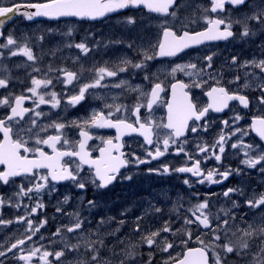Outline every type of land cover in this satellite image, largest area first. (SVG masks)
I'll use <instances>...</instances> for the list:
<instances>
[{
	"label": "snow or ice",
	"instance_id": "snow-or-ice-1",
	"mask_svg": "<svg viewBox=\"0 0 264 264\" xmlns=\"http://www.w3.org/2000/svg\"><path fill=\"white\" fill-rule=\"evenodd\" d=\"M209 5L201 8L205 24L202 30L189 31L187 25L183 23L179 29L174 30L173 27L168 26L166 20L157 43L150 44L147 48L134 45L132 42L126 43V47L132 49L139 56L136 62L124 58L112 69L99 67L95 70L91 81L81 83L80 75L76 71L62 67L53 68L48 65L42 78L29 74L30 86L22 90L20 94H15L9 90V78H0V89L5 90L4 93H0V109L6 110L0 114V166H3L0 169V184L4 186L15 184V190L11 194L7 196L0 194V210L4 207L19 209L21 206L27 209L25 214L18 216L15 220L3 219L2 211H0V225L8 226L13 223L25 225L18 238L9 237L0 242V264H113L111 259H105L101 255V250L107 247L104 237L114 236L119 230L117 228L112 231H101L106 224L111 223L113 218L101 217L97 221L95 232L85 229V223H90V221L81 215L80 209L69 212L60 206V204L68 203L70 197L67 195L62 202H58L56 212L67 216L69 223L62 224L49 238H45L40 233V229L45 227L49 218L44 216L42 219L34 221L32 217H39L43 214L46 207L43 196L51 195L56 191V184L60 182L70 181L82 191L87 190L88 184H92L96 188H106L117 179L121 168L127 167L129 164L135 166L150 164L153 160L164 157L170 149L173 150L172 154L174 155L183 154L189 163L178 167L165 163L158 168H149V173L190 174L191 177L196 178L195 182L201 185L205 182L209 185L222 184L230 176L241 174L240 169L230 167L224 168L223 171L220 170L227 140L237 133L241 136L247 135L244 129L229 125L228 120L222 122L224 126L232 128L227 137L222 131L218 140L212 145L196 142L192 152L186 148L189 132L197 134L201 131H208L210 121L206 118L210 110L221 113L229 108L230 101H238L244 108L249 107V99L246 95L230 93L223 86H213L206 92L210 103L205 107L198 108L191 99L190 92L186 89L203 87L207 81L201 76L202 73L210 79H215L207 71V69H212L214 53L203 57L205 64L199 68L196 63L176 64L171 68L173 77L176 73H183L188 77H198L199 80L193 79L189 83L177 80L171 84L174 103L168 105L166 123L156 124L152 119H143L140 116L142 107L151 113L153 105L159 99V93L164 91L162 83L154 82L150 92L144 93L147 102L134 105L132 108L136 117L134 123L122 118V115L129 111L127 106L106 103L104 107L108 110L107 113L104 110L94 111L83 121L58 122L53 120L46 125L38 124L39 118L45 114L37 109L45 104H50L53 109L60 108L61 98L66 100L67 106L76 107L85 101L87 95L95 94L90 90L109 87L122 88L127 85L128 91L139 92L140 89L128 85L124 79L118 82L110 80L104 82L106 78H115L121 73L127 72L129 66L142 72L144 79L149 80L147 70L150 61L157 57H175L186 49L206 42L228 40L235 35L232 30L234 25L240 27L241 39L264 35V0H209ZM245 5L251 9L250 12L241 13L236 18L228 15L226 6L239 8ZM141 7L166 18L169 16L176 18L178 5L176 0H45L43 3L24 4L13 0L8 5H0V38L4 40V43L0 44V59L5 57L6 50L9 57L22 54L27 58V61L34 62L36 60L32 49L27 44L18 43L11 33L7 36L4 35V24L16 15H24L28 20L35 17H48L57 20L76 17L95 20L120 9ZM21 9H32L33 11L27 12L21 11ZM212 14H216L214 18ZM127 23L134 24V18L129 17ZM25 39L27 38L25 37ZM38 39L43 40V37ZM113 43L124 42L113 41ZM68 46L79 49L83 55H87L92 50L85 42ZM260 47L264 49V41L261 42ZM105 63L107 64V62ZM231 64L237 65V57L231 58ZM237 66L259 69L261 77H264V59L243 61ZM32 70L36 73L41 72V69L35 66ZM50 74H54L52 78H49ZM249 75L254 76L255 74ZM53 79L64 86L62 93H57L54 90L49 91L50 87H54ZM239 79L240 77L237 75L230 83L237 82ZM217 84H219L218 80ZM69 86L73 87L69 89ZM257 86L260 90L257 102L264 105V83H259ZM244 87L247 88L248 84L246 83ZM25 102H31L32 107H25ZM29 113L31 115L28 116V120H25L26 114ZM242 118L239 114L235 115L233 124H237ZM201 121L204 123L201 124ZM73 127L79 129V137H81L74 147L71 146V142L63 131ZM91 128H114L119 134L118 142L114 143L112 139L104 141L105 146L98 149L99 159H92L87 148V142L93 139L89 131ZM161 128L166 130L162 136ZM250 128L259 137L261 143L244 144L243 141L238 140V142L232 143L231 147L233 149L244 148L246 158L241 163L248 169H255L264 174V115L254 117ZM50 129L55 134H49ZM134 132L144 138L145 145L152 146L150 149L146 148L144 158L136 155L135 152L129 153L125 158V153L121 151L124 145L119 141L123 136ZM58 145L60 147H57ZM44 146L51 149V154L44 150ZM65 157L69 160L65 161ZM209 159L215 160L216 165L212 168H202V163L206 164ZM73 160H75L74 166ZM85 165L94 170V176L87 178L81 176ZM18 177L26 179L28 187H25L23 182L16 184ZM217 177L219 178L217 179ZM123 178L130 180L132 177L125 176ZM183 183L192 187L189 179H185ZM233 195L245 196V193L239 187L227 188L222 192V196L230 200ZM23 197H27L32 203L24 204ZM78 204L89 213L97 206L96 201L87 200L85 202L82 197ZM244 206L250 210H259L256 213L259 217L258 221H245L244 216L247 213H243L238 224L236 214L232 211V209L241 207L236 200H231L230 209L222 208L218 213L213 214L206 197L203 201L184 210L189 215L183 217L185 228L182 232L180 229L174 230L170 220H165L162 226L155 231L142 232L140 222L144 216L149 214L148 210L136 218L133 231L140 234L138 244L147 245L150 249L155 245L160 252L168 253V260L164 264H169V261L171 264H209L208 248L199 236L197 240L201 247L187 248L182 256L178 257H173L169 251L175 245L169 242L162 233L173 235L179 233L182 237H186L180 241L181 244L187 245L188 240L192 238L191 231L188 230L189 226H195L211 233L213 241L216 242L211 249L213 264H227L229 254H235L244 261V264H264V193L245 196ZM153 210L155 213L162 212L161 208L155 206H153ZM181 210L182 205L178 200L172 211L179 214ZM117 223L123 226L125 221L120 220ZM65 234H72V238L76 242H69ZM222 235L224 242L219 243ZM93 236L96 238L92 239ZM34 237H36L35 241ZM55 237L60 238L62 246L59 250L50 251L48 250L49 246L57 242ZM46 239L47 243L44 242ZM117 243L124 247L120 252H116L113 247L112 256L116 258V264H136L137 258L142 255L138 250V244H125L123 240L119 239ZM217 247L223 252V257L216 251ZM66 253L74 254V260H68ZM152 258L150 253L147 264H151Z\"/></svg>",
	"mask_w": 264,
	"mask_h": 264
},
{
	"label": "rangeland",
	"instance_id": "rangeland-1",
	"mask_svg": "<svg viewBox=\"0 0 264 264\" xmlns=\"http://www.w3.org/2000/svg\"><path fill=\"white\" fill-rule=\"evenodd\" d=\"M199 2H193L191 4H185L183 6V8L178 12V16L176 19H178L179 21L177 22L178 25H181L182 23L185 24H189L191 22V24H193L195 21L197 20H201L202 19V13H201V6H198ZM198 6V8H197ZM251 9L247 6L244 10H240L239 12L236 13V15H240L241 13H245V12H250ZM232 17L233 14H235L234 12L229 13ZM200 16L201 19H198ZM130 17V16H128ZM119 20L120 19H114L113 21H107L104 22L102 24H100V27H102L104 24H111L113 26H111V28H107L106 29H113L116 32L112 34V38L113 40H115L117 37L122 38L123 36H118V33H120L122 35V33L127 32V28H125L124 26L122 27L121 25H119ZM156 28L160 27V24L158 23V21L156 20L155 23ZM154 24L151 23L150 28L154 27ZM236 30L237 28H239V33H240V27L238 25H234L233 26ZM40 27L38 25H33V26H29V34L32 36L33 33L39 29ZM88 29L92 30L93 32H98L97 31V26H89L87 27ZM24 28L22 26L18 25V29L14 32H16L17 34L20 33ZM72 27L70 24L66 25L64 30L62 32H59L60 34H65V32H70ZM44 30H46V28H42L41 32H44ZM70 30V31H69ZM122 31V32H119ZM237 31V32H238ZM153 31L151 29H149V32H147V30H144V35H147L148 33V43L150 41H152V44H155L158 42V32H160L159 30H156V33H152ZM20 38H24V34L20 33L19 34ZM65 37V36H64ZM69 37V36H68ZM87 37L84 36L81 38V41L84 42L85 38ZM102 37H111V35H108L107 33H105V31H103V35ZM133 38H131L132 41H135L136 37L133 35ZM147 38V37H146ZM105 39V38H104ZM72 40V38H71ZM81 41H78V43H80ZM264 41V35H257L255 37H250V38H240L239 35V39L228 45L227 47H225L224 49L222 48H217V51H215V58H217L218 56L220 57L219 63L215 61V65H216V69H215V79L216 81L218 80L219 82L222 81V79H224L226 77L227 74V70H230V75L229 78L233 81L234 78L238 75L240 77L239 81L235 82L237 84L238 87H240V83H242L243 85H245L246 83L248 84L247 88H252V89H257L258 88V84L259 83H264L262 82V77L261 74L259 72V69L253 68V67H248V68H243V67H238L237 65H232L231 64V58L233 56L237 57V59H241V62L243 61H252L253 59L259 60V59H264L263 55H259V50L261 49L260 44L261 42ZM64 42V39L63 41ZM72 42V41H71ZM107 42H109V45L106 46L107 48V52L109 51V49L114 46L115 44L113 43V41H110L109 39H107ZM85 43H87V41H85ZM94 44V43H92ZM259 44V45H257ZM95 45V44H94ZM64 46V45H63ZM62 46V47H63ZM248 46H251L253 49V52L248 51L247 49L250 48ZM258 51V52H257ZM264 52V49L261 51ZM104 53V52H103ZM209 53H211V51H209ZM44 55V53H43ZM40 57V56H39ZM107 57V56H106ZM205 57V56H204ZM244 58V59H243ZM108 61L107 64L109 65H114L115 63H117V59H114L112 56L107 57ZM127 59H129L127 57ZM41 61V58H40ZM179 61L183 62V64H185L186 62H188V58L185 56L184 58L180 59ZM12 63V62H11ZM6 64V63H4ZM182 64V63H181ZM227 64H229L232 68L235 69V72L232 71L231 68H226ZM240 64V63H239ZM238 64V65H239ZM3 65V63H2ZM0 65V66H2ZM11 65V64H10ZM15 72V71H13ZM154 73H156L155 75H162L164 73H166L167 71H164V69H162L161 67L155 66ZM171 71L169 70L168 73H170ZM153 73V74H154ZM251 73H254L255 75H249ZM24 77H26V72L23 73ZM21 77V76H20ZM90 78H93V71L92 74L89 76ZM4 78H7L4 77ZM19 78V77H17ZM16 78V79H17ZM259 89V88H258ZM103 96V97H102ZM94 99H105V100H109V103L112 104L113 101H115V99H113V97H109L108 94H103V95H97L94 97ZM120 105H127L129 111L127 113H124L123 115L128 116L129 112L131 110V107L133 106V104L131 103V100H128L126 98L122 99L120 102H118ZM91 115V113L87 112L85 113V116L83 117V114H81L80 116L78 115L77 117L73 118V120L70 121H83L85 119H87L89 116ZM125 116V117H126ZM59 120H61V117H59ZM63 122H70L67 120H62ZM231 126L232 127H238V126H233L232 125V121H231ZM243 127L246 128L245 124H242ZM70 129H76V128H70ZM67 134L70 135L71 133H69L67 131ZM74 134V133H73ZM220 135V131H216L215 132V136H219ZM239 139L232 141V143H236L238 142ZM232 156V158H234L236 160V163L239 164V167H231L232 169H236L238 167L239 168H243L242 170L245 172V179H243L240 183L236 180V179H228L226 181H224V183H228L227 185H230V187H239L242 188L244 190V193L246 196H250V194L252 193L251 191H249L248 189H244V187L249 186V183L251 181L255 182V184H258L255 179L253 178V171H257L255 169H248L246 165H243L241 163V161L243 159H245L246 157L244 156V148H236L235 151L231 154L228 155L227 158H230ZM181 163H182V159H181ZM180 164V163H179ZM241 166V167H240ZM229 166H226V168ZM148 168H155V167H147L145 169H142L139 173H136L137 178L136 181L134 180L133 182V186L129 188V191H132V193L135 195V199L136 201H138V203H135V205H138V207H135L134 209L131 208H127L126 210H122V211H118L115 212L114 210H111L108 212V214L106 215L107 218H111L113 216H115L118 214L117 217H121L125 223L123 224V226H120L118 223H115V226H113V228L115 229H119L116 234L114 235L113 239L109 238L111 236H105L104 240L105 243L107 245L106 248L101 250V255L105 258V259H111L113 261V264H116V258L112 256V250L113 247H115V251L116 252H120L122 251L124 245L118 244L117 240H123L125 242V244H138L139 240H140V234L136 233L133 231V226L134 223L136 221V218L138 216H142L145 212V210H148V215L144 216L143 220H141V231L142 232H150V231H155L156 229L160 228L163 224V222L165 220H170L171 221V227L175 230V229H180L181 232L184 230L185 226L183 224V217L185 215H189L188 213H186L184 210L188 209L189 207L185 206L186 203V196H189L190 194H186L185 191L183 192H177L176 194H174L173 196V200L172 202H169L166 198L163 199L164 195L163 194V190H159L157 188H155L152 184L157 185L158 187H160V185H158L157 183H161L163 182L164 186L165 184L167 185V180L164 178L163 174H156V173H149L148 172ZM221 170H224V168H221ZM84 177L87 178V175L84 174ZM149 179L150 183H143L144 179L146 180ZM219 177H217L218 179ZM230 178V177H229ZM259 181L262 179H258ZM231 182V183H230ZM237 184V185H236ZM90 185V184H88ZM236 185V186H235ZM244 185V186H243ZM127 186V185H126ZM125 186V187H126ZM171 185L168 183L167 187L169 188ZM184 186H182L183 189ZM124 190V189H123ZM226 188L221 186L220 184H215V214L218 213L220 211V209H230L231 208V200H236L241 207L239 209H232V211L236 214L237 217V223H240V217L243 213H247V215L244 216V220L248 221V222H252L253 220H257L259 218H257L258 216L255 215L257 212H259V210H250L247 207L244 206V199L242 196L239 195H233L231 196V200L229 198H225L222 196V192L225 191ZM73 192V191H72ZM74 193V192H73ZM73 193H69L68 191H66L64 188L60 187L58 192H53L52 194L54 195V197H58L59 202H62L64 197L67 195L70 197L68 203H70L71 205H68V208L65 211H76L78 209H80L81 211V215L83 217H86V215L88 214V212L84 209L81 208V206L78 204V201L80 200V198H84V195H81L78 193V191H76V193H74L76 196H73ZM260 193H264V181L262 183V189L260 191ZM259 194V193H257ZM201 197H209V208L211 210V212L214 214V209L212 207V198H213V189L211 188V185L208 186H204L201 189ZM44 198H48L49 195L45 194L43 196ZM126 197V196H125ZM50 199H52V197H49ZM126 199V198H125ZM179 200V203L182 205V210L179 212V214L175 213L172 211L173 207L177 205ZM183 200V202H182ZM197 200V201H196ZM204 199L199 198V199H195L193 202L196 201L197 202H201ZM23 203L27 204L28 203V199L27 197H23ZM67 203V204H68ZM163 205V206H161ZM107 206V205H105ZM116 204L113 203L111 204L112 208H115ZM126 204H123V208H126ZM132 206V205H131ZM133 206V207H134ZM153 206L155 207H162V212L161 213H155L153 210ZM23 207V206H21ZM117 211V210H116ZM132 212V214L128 213ZM123 213V215H121ZM8 214H11V209L8 210ZM19 214H23V211H21ZM100 216V215H99ZM58 218V223L52 221L50 219V217L48 216V223L45 225V227L41 228L40 231H45L44 233H49L47 230V227L49 228L50 231V237L51 234L54 233L58 227H60L62 224H67L69 223V218L67 216H64L62 214H60V216H55ZM88 217H90L88 215ZM87 218V217H86ZM99 218V217H98ZM10 219H15V216H12ZM98 221V219H97ZM97 221L95 222L97 224ZM120 221V220H119ZM112 223V222H111ZM109 224V223H108ZM107 225V224H106ZM12 225H9V232L7 233V237L6 238H17L21 235V233L24 230L23 229L20 231L18 229H13L11 227ZM89 224L86 222L85 223V229H88ZM109 225L105 226L104 231H112L114 230L113 228H108ZM6 230V229H4ZM55 230V231H54ZM90 230V229H88ZM189 231H191L192 234V238L190 240H188L187 245H183L181 244V240L186 238V237H182L179 233L173 235V234H167V233H162L163 236L167 237V240L169 242H172L175 247L173 249H170L169 251L171 252L173 257H178V256H182V254L185 251V247H187L188 245L191 244V241L193 243H198L197 237L199 236L201 240L204 241V245L208 246L210 249H212V247L214 246V244L216 243L215 241H213L212 235L211 233L204 232L201 229H198L197 227L195 228H188ZM102 231V230H101ZM102 231V232H104ZM68 241L71 243H75L76 241L72 238V234H65ZM5 238V239H6ZM96 237L93 236L92 239H95ZM5 239H2L0 242H3ZM57 241H60L59 237H55L54 238ZM159 239V238H157ZM45 243H47V239L44 241ZM224 242V237L223 235L221 236V241L219 243H223ZM38 246V245H37ZM61 243L57 244L56 246H51L49 247L48 250L52 251L53 250H59L61 247ZM55 247V248H54ZM138 250H141L142 252V256L145 258V261L142 262H136V264H147L148 259H149V254L151 253L152 255V262L151 264H164L165 261L168 260V253H162L158 250V248L154 245L153 248H149L147 245L144 244H138ZM216 251L223 257V252L219 249V247L216 248ZM233 255V259L232 260H236V264H244V261L241 260L240 258H238L235 254H231ZM66 258L68 260H74V254L72 253H66ZM51 259V258H49ZM147 260V262H146ZM169 264H171V262L169 261ZM228 264V263H227Z\"/></svg>",
	"mask_w": 264,
	"mask_h": 264
},
{
	"label": "flooded vegetation",
	"instance_id": "flooded-vegetation-1",
	"mask_svg": "<svg viewBox=\"0 0 264 264\" xmlns=\"http://www.w3.org/2000/svg\"><path fill=\"white\" fill-rule=\"evenodd\" d=\"M51 59L55 60V58L53 56H46L44 59H42V60H44L46 62V68H47L48 65L51 64L49 62V60H51ZM166 61H169V60H166ZM35 67H38V66L35 65ZM53 68H61V67H60V64H58V65L54 66ZM63 68H66V66L64 65ZM25 69H27V68H25ZM25 69L21 65L16 68V71L19 73V75H21V77L17 78V79L14 77V75L12 73L6 75L7 78H9L10 82H16L15 85H10L9 84V90L14 92L15 94H20L22 92V90H24V89H26L27 87L30 86V77L26 78L22 74V72ZM32 69H31V72H30L31 76H36L37 78L41 76V72L40 73H36V72H33ZM67 69H69V68H67ZM72 71H74V70H72ZM6 76H4V77H6ZM4 77L0 76V78H4ZM53 85H54V87H52V88L50 87L49 91L54 90L57 93H62V90H64V86L59 84V83H57V81L55 79H53ZM69 89H70V87H69ZM4 92H5L4 89H0V93H4ZM239 94H241V93H239ZM251 94L255 95L254 96L255 98L249 97V107L247 109H243L238 102H237V104H234V108L238 109L237 113L242 112L244 116H242L243 118L241 120H239V122L237 124H233V120H232V124L233 125L241 126L244 119H248V122H250V121H252V119L254 117L260 116V115H264V113H262V108L264 107V105H261V104H259L257 102L256 99H257L258 96L256 94H254V93H251ZM241 95H244V94H241ZM47 98L48 97L46 96V99ZM24 106L25 107H32V104H31V102H25ZM37 110L41 111V112H43L45 114L41 118H39L38 124H45V125L48 124L50 121H53V120H56L58 122H63L62 121L63 119L67 120V121L73 120V118H75V114H76L75 113L76 107L67 106L66 100L64 98H61V106H60V108L53 109V108H51L50 104H45V105H41L40 108L37 109ZM4 111H6V110L5 109H0V114H3ZM141 111H142L141 115H140L141 118L146 117L148 115V113H149V112H147V110H145V108L142 109ZM237 113H232L231 115L230 114H228V115L224 114L226 116L223 117L222 114L219 115V114H217V113H215L213 111L212 112L209 111L208 117L206 118L207 120L210 121L209 124H208V131L207 132L201 131V132H198L197 134H192V133L189 132L188 135H187V138H188V144L186 145L187 150L189 152H192L196 142H202V143H207L208 145H212L216 140H218V137H219V136H215V132L216 131H220V134L223 131V133L227 137L231 133V130L228 129V127H226L224 125L221 126V124H223L222 122L224 120H229V119L233 118L234 117L233 114H237ZM29 115H31V114L30 113L26 114L25 120H28V116ZM58 116L61 117V120H59ZM131 122L132 123L135 122V116H133V119L131 120ZM200 123L202 124V123H204V121H201ZM230 125H231V123H230ZM63 131H65V132L68 131L69 133H71L70 135L67 134L66 138L71 142V146L74 147L75 143L80 140L79 132L77 133L76 129H70V128H66ZM89 131L91 132V134L93 136V139L91 141L92 147H91V150H90L91 155L93 157L92 159H98L100 157V153H99L98 149L105 146L104 145V141H106L108 139H112L114 143L118 142L117 139H116V136L112 133V131L108 132V131H106V130H104L102 128H91V129H89ZM165 131L166 130L161 128L160 129L161 135H163V133ZM246 132H247V135H243L242 136L244 144H253V145L260 144V142L253 136V133L251 132V128L250 127L246 130ZM53 133L55 134V132L50 129L49 130V134H53ZM239 135L240 134L237 133V135L232 136L230 140H227V143L225 144L226 151L223 154V158H222L223 162H222L221 168L222 167L226 168V166H229L230 168L231 167H236V166L239 167V164L236 163L235 159L227 158L228 155H231L234 152V149L231 147V144H232V141L235 139V137L239 136ZM134 142H136V144L140 147L139 151L136 152V155L141 156V158H144V156L146 154V152H145L146 148L150 149L152 146H147V145H145V143L141 144L139 141H134ZM44 149H45V146H44ZM244 151H245V149H244ZM46 152L49 153V151H47V150H46ZM172 153H173V150L170 149L168 154H166L164 157H161L159 160H153L150 164H141L139 166H135L133 164H129L127 166V169L124 171V173L123 174L119 173L117 175V179L115 181H113L106 188H96L92 184L88 185L87 186V190H88V192L91 193V197L95 198L98 195H100V198H101L100 205L92 210L93 212L97 210L95 215L92 216V214L88 212L87 215L90 216L88 218V221L96 222L97 219L99 220L101 217L107 219L106 215L108 214V212L111 211V210H114V209H115V212H118V211L126 210L127 208L134 209L135 207H138L139 204L134 206L135 203H138V201H136V199H135V195L132 193V191H129V188L133 186V182H134V180L136 178V176H135L136 174L135 173L136 172L138 173L142 169H145L147 167L158 168V167H160L161 164H165V163L170 165V166H174V167L183 166V165L189 163L185 159L183 154L177 156V155H174ZM126 154L128 155V153H126ZM231 158H232V156H231ZM64 159H65V161L69 160V158H64ZM181 159H182V163H181ZM72 163H73V166H74L75 160H73ZM214 165H216V161L212 160V159H209L206 164L202 163V168H206V169L207 168H212ZM238 167L236 169H238ZM239 169H240V173L241 174L240 175H232V176H230V179H233V180L236 179L240 183L243 179H245L246 175H245V172L242 170L243 169L242 167L239 168ZM83 171H87L88 172L87 173V177L93 176L92 171H89V170H86V169H84ZM221 171H223V170H221ZM163 175H164V178L167 181H172L173 180V181H179L180 183H183V181L185 179H189V182L192 185V187H188L184 183H183V185L185 186L186 190L188 192H190V193L195 192L197 190L196 185H198L197 187L208 185L207 182H205V184H203V185L197 184L195 182L196 178L195 177H191L190 174L173 173V174H163ZM125 176H131L132 178L130 180L124 179L123 177H125ZM257 176L254 174L253 178L255 179V181L258 184H255V182L251 181L249 183V186L244 187L245 189H248V190L252 189V190H249V191L252 192L251 193L252 195L260 193V191L262 189V181L263 180L259 181L258 179L259 178H264V177L262 175H260V174H257ZM21 182L25 183V182H28V181L24 180V181H20V183ZM24 186L28 187V184H25ZM211 187L215 189V184L211 185ZM227 188H233V187H230V185H228ZM0 194H3L5 196H7L6 193L1 188H0ZM31 203L32 202L28 200L27 204H31ZM113 203L116 204L115 208L111 207V204H113ZM123 204L127 205L125 209L122 207ZM105 205H107V206H105ZM9 209H11V207H4L2 210H0V211H2L3 219H5V220H6L5 216L8 214V210ZM12 210L13 209H11V211ZM14 210H16L15 213H14L15 219L18 216H21V215L25 214L26 211H27V209L23 208V207H20L19 209L14 208ZM21 211H23V214H19ZM117 216H118V214L116 215V213H115V216L111 217V218H113L112 221H111L112 223H109L107 225L114 226L115 223H116L115 219H116ZM5 228H6L5 225H0V230L5 231V230H3ZM7 233H4V234L0 235V241L7 237ZM51 250H53V249H51Z\"/></svg>",
	"mask_w": 264,
	"mask_h": 264
},
{
	"label": "water",
	"instance_id": "water-1",
	"mask_svg": "<svg viewBox=\"0 0 264 264\" xmlns=\"http://www.w3.org/2000/svg\"><path fill=\"white\" fill-rule=\"evenodd\" d=\"M127 9H131V8H127ZM127 9H120V10H118V11H116V12H112V13H109V14H107L106 16H109V15H112V14H116V13H119V12H121V11H123V10H127ZM105 17V16H104ZM35 18H38V17H35ZM99 18H101V17H99ZM99 18H97V19H95V20H98ZM91 21H95V20H92V19H90ZM209 259V258H208Z\"/></svg>",
	"mask_w": 264,
	"mask_h": 264
}]
</instances>
